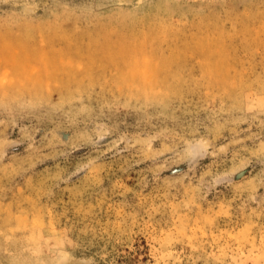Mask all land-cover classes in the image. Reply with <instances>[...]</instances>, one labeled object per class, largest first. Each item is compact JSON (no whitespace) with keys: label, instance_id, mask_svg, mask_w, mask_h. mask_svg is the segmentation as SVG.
Here are the masks:
<instances>
[{"label":"rangeland","instance_id":"obj_1","mask_svg":"<svg viewBox=\"0 0 264 264\" xmlns=\"http://www.w3.org/2000/svg\"><path fill=\"white\" fill-rule=\"evenodd\" d=\"M0 264H264V0H0Z\"/></svg>","mask_w":264,"mask_h":264},{"label":"bare ground","instance_id":"obj_2","mask_svg":"<svg viewBox=\"0 0 264 264\" xmlns=\"http://www.w3.org/2000/svg\"><path fill=\"white\" fill-rule=\"evenodd\" d=\"M33 47V46H32ZM34 48V47H33ZM222 51V50H221ZM91 67V66H90ZM98 67V66H97ZM129 67V65H128ZM129 72V71H128ZM76 73V72H75ZM97 73V72H96ZM133 74V73H132ZM142 76V75H141ZM67 79V78H66ZM163 81V80H162ZM68 82V81H67ZM61 83V82H60ZM70 83V81L68 82V84ZM117 83V82H116ZM150 83V82H149ZM138 84V83H137ZM142 85V84H141ZM145 85V84H144ZM136 86V85H135ZM129 87V86H128ZM151 89V88H150ZM29 91V90H28ZM122 91V90H121ZM41 93V92H40ZM152 93V92H151ZM47 97V96H46ZM36 98V97H35Z\"/></svg>","mask_w":264,"mask_h":264}]
</instances>
